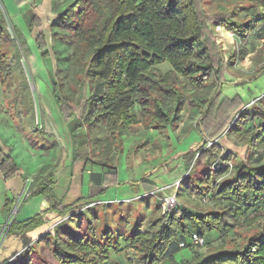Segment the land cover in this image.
Segmentation results:
<instances>
[{"label":"trees","instance_id":"16d2710c","mask_svg":"<svg viewBox=\"0 0 264 264\" xmlns=\"http://www.w3.org/2000/svg\"><path fill=\"white\" fill-rule=\"evenodd\" d=\"M14 1L18 7L25 4V0ZM66 1L65 6L56 10L61 19L53 22L51 35L59 41L73 37L75 41L70 56L65 59L66 67L56 72L52 94L70 133L73 162L88 159L102 166L105 189L115 184L112 154L122 151L123 135L138 121L130 112L136 97L140 96L136 95L138 82L151 67L168 62L171 69L164 75L148 77L153 87L172 98L169 109L152 99L151 128L163 132L178 126L187 99L178 84L180 77L195 90L209 81L215 86L200 118L191 128L201 134L203 145L199 150L184 153L183 169L177 176L182 183L195 172L193 167L187 173L189 166L207 159L212 168L208 167L210 170L204 172L205 176L198 179V183L192 178L186 179L182 191L184 195L188 192L209 198L195 209L188 208L179 199V204L171 211L150 216L147 230L136 227L133 233H128L124 229V234L107 225L106 213L105 220H99L98 213L92 211L93 206L67 214L69 207L56 203L22 221L13 219L7 225L6 235L23 234L40 226L47 211L66 218L25 246L8 264H37L40 259L43 264H96L99 259L107 258L109 250L118 249L121 240L133 251L136 264H158L173 258L179 248H183L179 247V242L186 243V247L193 233L203 237L206 244L208 235L241 228L245 225L243 222H247L250 229L240 234L238 241H226L210 254L195 250L185 263L264 264V214L258 208L264 203V95L245 106L240 95L228 99L220 90L215 91L225 81L233 59L243 57L250 36L264 22V0H245L249 2L246 7L237 4L239 0H213L228 3V7L233 5L228 11L214 14L218 23L231 30L239 42V47L226 58L211 37L210 26L215 19L206 17L202 8L204 0H112L110 16L101 28H97L96 23L87 26L85 15L88 13L81 7L83 0ZM73 7L78 10L74 12ZM242 10L247 12L241 18ZM27 12V19L23 20L30 33L38 31L35 46L41 59L47 62L50 52L41 30L42 20L33 9ZM12 29L16 39L7 30L5 17L0 12V77L7 87L15 73L25 76L22 57L31 55L20 29L14 24ZM63 79L73 81L74 99L63 93ZM96 79L103 81V90L95 91L90 87ZM99 126L105 131L100 141L90 135L92 131L95 134L94 128ZM215 139L229 140L245 151L229 150L223 156L217 144L206 147ZM95 141L101 144L96 153ZM18 171L14 159L0 149L3 179L14 177ZM52 185L53 181L48 179L41 181L26 198L43 195L49 199L54 195ZM140 185L144 192L157 188L146 179H142ZM67 220L74 223L69 225ZM100 223H104V227ZM40 245L47 249L50 258L40 255Z\"/></svg>","mask_w":264,"mask_h":264},{"label":"rangeland","instance_id":"374dc122","mask_svg":"<svg viewBox=\"0 0 264 264\" xmlns=\"http://www.w3.org/2000/svg\"><path fill=\"white\" fill-rule=\"evenodd\" d=\"M2 2L1 0L0 12L5 17L7 30L14 39H16V37L12 25L14 24L22 30L23 32L21 31V34L24 39L27 40L30 51L33 53L29 56L22 57L25 76H20L15 73V76H13L12 80L8 83V87L2 84V78L0 77V90L1 87L3 90V93L0 91V139L8 148L7 153H4L10 155L15 163L22 167L23 174H25V172L27 173L25 167L29 166L30 159L28 154H30L31 158L41 164V166L38 167L39 170L37 174L42 172L47 173V170L52 167V169L49 170H53L55 175L59 173L60 168L63 166L66 167L65 177L69 178L67 175L70 173L71 168L69 167L68 162L70 158L68 157L71 156L72 158V152H69L71 148L68 140L69 137L66 135V141H68L65 142L64 137L60 135L62 133L61 127L59 124L54 123V117L57 114L56 109L58 108L52 94V82L57 80L56 72L60 70V68L63 69L66 67L67 60L65 59L70 56L75 39L73 37L63 42L53 38L51 35L53 31V22L61 19L56 10L61 6H65L67 1L25 0V4L18 7L16 2L11 0V3L17 7L14 11V16L11 13L12 11H9ZM56 4L58 5L55 9ZM237 4L244 7L249 6V2L245 0H239ZM111 6L112 0H83L81 2V7L88 13V15H85L87 26L96 23L95 26L101 28L103 23L110 16ZM232 6L233 5L228 7V3L204 0L202 8L208 19L211 16L215 19L217 16L214 15L215 13L228 11ZM73 8L74 12L78 10V7ZM254 8L255 7H249L251 10ZM29 9H33L42 20L41 30L45 34L48 50L50 52V57L47 62L41 59L35 46L34 39L38 31L34 30L30 33L25 25V20H23L24 17L27 19L26 15ZM246 12V10H242L239 16L241 18L244 17ZM15 13L18 15H15ZM214 21L210 26L211 37L214 43L218 45L224 58H226L230 51L239 47V42L235 39L231 30L226 29L218 23V19ZM70 36L72 37V35ZM245 48L246 52L241 59L237 58V56L233 59L229 68V73L224 76L225 81L221 83L219 88H216L215 91L220 90L224 97L232 99L234 95H239L236 92L237 87L238 89L241 88L245 94H243V97L240 94V97H242L243 101L246 103L245 106H249L255 101L256 97L259 98L264 95V22L260 23L259 27L255 29L248 40V44L245 45ZM170 69L171 67L168 62L154 65L138 82V91L136 95L142 97L141 99L139 98L140 96L136 97V101L130 109V112L137 117L138 121L130 125L127 134L123 135L122 151L119 154L113 151L112 162L114 163L116 171L115 184L105 189L109 190L112 188L117 191L120 190V192L116 191L117 193L115 195L112 190L113 193L109 192L105 195V197L107 196L114 199L111 203H92L91 200H85L86 202L77 200L74 205H71L67 214H72L77 210H84L93 206L92 211H94V214H96V212L98 213L99 220L104 221V215L107 214L109 217L107 225L121 232V234H124V229L127 230L128 233H133L136 227H139L143 231L147 230L149 217L163 213L160 209V200L164 196L172 195L176 192L177 199H180V202H183L182 204H185L191 209H195L198 204H203L208 201V195H189L188 192L186 193L187 195H184V191H182L186 179L192 178V181L196 180L195 182L198 183V179L205 176L204 172H208V170L212 168L211 164H207L209 163L206 161L207 159L198 162V164L196 163L189 166L187 168V173L189 172L188 170H192L193 167L195 172H191L190 176L183 179L181 185L179 184V186L174 187L171 186V184L180 180L177 176L181 174L180 172L183 169L184 162L182 156L184 153L189 149L199 150L203 145L201 134L196 129L192 130L191 128H194L196 121L200 118L205 101L210 94H212L215 86L209 81L204 87L195 90L182 82L180 77L178 82L179 87L187 96L181 111L182 118L175 130L169 127L163 132H159L154 127L151 128V126H153L151 125V119L153 118L154 111L152 99L155 98L166 109H169L172 98L155 86L153 87L148 77L154 78L159 75H164ZM65 80L66 79L62 80L64 83L62 91L74 99L76 97L74 83L72 80ZM90 85L95 91L103 90V81L99 79H96ZM6 120L9 122V126L2 129L1 126ZM94 130L95 134L94 131H92L90 134L91 138L97 137L99 141L102 140L105 135L102 126L95 127ZM59 141L62 143L64 142L63 146H65V152L61 151V148L58 147L60 144L58 143ZM99 141L93 142V146H96H94V153L98 151V146H101V144L99 145ZM213 141L210 142H213L212 144H217L220 148V154L223 156L226 155L229 150L240 151V153H244L245 151L244 147H236L229 140L221 141L215 139ZM208 146L209 145L206 147ZM10 151L13 153L12 155ZM63 158L64 161H66V165L61 164ZM87 161L89 162V160L85 162ZM80 164H82L81 171L83 173V170L88 167V164L82 162ZM79 170L80 168L76 165V169H74V185L76 188L85 180L81 179V171ZM220 174L224 176L223 173ZM152 175V180H156L155 178L160 175L168 177L167 181H170L171 184L166 188L167 191L165 190V194L158 195L156 194L157 190L153 189L149 192H145L143 196H136L144 192L143 187L140 185V181L145 178L149 179ZM37 177L38 176L34 177V175L26 176L27 180H24V187L21 193L14 199L16 200V209H18L22 203L24 204L26 201L33 198L30 197L26 199L30 191L36 186ZM63 181H65V179ZM133 181H137L138 184L132 183ZM13 182H16V179ZM177 193H180V196H178ZM133 197H135V199L132 200L131 198ZM14 200L12 205L15 203ZM24 200L25 202H23ZM7 201L8 198L6 202ZM11 203L12 202H7L6 206ZM12 205H9V211L5 213V224L0 228V244L2 238L6 235L7 225L13 219H16L17 216V211H13L15 209H13ZM175 207L176 206L171 208L170 211ZM258 208L262 210L261 212L264 214V203L260 204ZM85 211L82 213L85 214ZM150 212L153 214L149 216L148 214ZM59 218H62V215H57L49 221L53 223L59 220ZM96 222L95 220L94 223ZM66 223L71 225L74 222L73 220H67ZM243 223L245 225L241 228L229 230L226 233L214 232L212 235H208L206 237V244L202 247L194 246L188 242L186 247L179 248V251L173 258L163 260L158 264H186L185 259L192 257L195 250L210 254L213 253L215 249L221 247L226 241H238L240 234L250 229L247 222ZM100 224L104 227V223ZM38 252L40 255L42 254L43 257L50 258V254L44 246L40 245ZM108 253L107 258L99 259L96 264H136L135 260H133L135 258L133 251L126 248L122 240L118 249L109 250ZM16 255L2 260L1 263L8 264ZM35 257L36 256L33 255V260ZM36 263L43 264L41 263V259L37 260Z\"/></svg>","mask_w":264,"mask_h":264},{"label":"crops","instance_id":"0c3cea01","mask_svg":"<svg viewBox=\"0 0 264 264\" xmlns=\"http://www.w3.org/2000/svg\"><path fill=\"white\" fill-rule=\"evenodd\" d=\"M2 1H3L2 3L5 4L6 8L9 11H12L11 13L14 16V11L17 9L16 5H13V3H11V0H2ZM15 15H18V14L15 13ZM20 31H22V30H20ZM0 91L3 93L2 87H1ZM236 92L239 95L241 94L242 97H243V94H245V92L243 90H241V88L238 89V87H237ZM56 111H57V114L54 117V123L59 124V126L61 127V130H62L61 131L62 133L60 135L62 137H64L65 142H67L69 140V144L71 147V137H70L68 127L65 124V122L63 121L58 109H56ZM20 121H21V119H20ZM3 123H2L3 125L1 126L2 129L9 126V122H7V120ZM10 124L12 125L11 121H10ZM66 135L69 137L67 141H66V139H67ZM58 143H60L58 147L61 148V151L65 152V150H64L65 146H63L64 142L62 143L59 141ZM0 149L3 152L7 153L8 148L5 146V144L3 143V141L1 139H0ZM69 152L71 153V148H70ZM69 152H68V155L70 156ZM10 154L12 155L13 153L11 152ZM28 157L30 159L29 160V166L25 167L27 170V173L25 172V174H23L22 167L20 165H18L17 163L16 164L18 166L19 171H18L17 175H15L13 178H11L9 180H4L1 173H0V228L5 224L4 223L5 213H6V211H9V205H12L13 200L16 199V196L21 193V191L24 187V180H27L26 176H30V175H34V177L38 176L36 179L37 180L36 185L39 182L47 180V179L49 181H53L52 192L54 195H53V197H51L49 199H47L43 195H38V196H35V197L31 198L30 200L25 202V200L27 199L26 198L23 201L25 203L24 204L22 203L23 205L21 204L20 205L21 207L19 206L20 208L18 207V209L15 208V205H16V200H15V203L12 206H13V209H15L13 211L14 212L17 211V216H16L17 221H22V220L27 219V218H29V217H31V216H33V215H35L41 211L47 210L53 204H56V203H59L60 206H67L69 208L71 207V205H74L77 200L82 201V202L83 201L86 202V201L91 200L92 203L93 202L111 203L112 200H114V199H112L111 197H107V196L105 197V195L108 194L109 192L113 193L112 190L114 191L113 194H115V195L117 192H120V190L117 191L116 189L114 190L112 188L109 190H104L105 185L103 183L102 178H103V174L105 172V169L102 166L100 167L99 165H95L90 160H89V162L88 161L85 162L88 159H83V160L73 162L71 156L68 157V158H70L68 163H69V167L71 168V171L67 175V176H69V178H67V177H65V173H66L65 168L66 167H63V166L60 168L59 173L55 174V175L53 173V170H49V169H52V167L48 169L49 171L47 170V173L42 172V173L37 174V171L39 170L38 167L41 166L40 162H37L36 160L31 158L30 154H28ZM81 162L88 164V167H86L83 170V173L81 171L82 170V168H81L82 164H80ZM61 164L66 165V161H64V158L61 161ZM75 164L78 166V168H80L79 171H81V175H80L81 179H85L80 185H78L77 188L74 185V169H76ZM152 177H153V175L150 176L149 179H147V178H145V179H147V180H149V181H151L157 185V188H156L157 193L156 194H158V195L165 194L164 192L167 191L166 188H168L169 185L171 184L170 181L169 182L167 181L168 177L165 175H160L157 178H155L156 180H152L153 179ZM12 179H14V180H12ZM15 179H16V182H13V181H15ZM64 179H65V181H63ZM132 183L138 184L137 181H133ZM144 194H145V192L140 193L136 196H139V195L143 196ZM135 197H133L131 199L133 200V199H135ZM7 198H8L7 202H12V203L6 206ZM68 212H69V209H68L67 213ZM151 214H153V213L150 212L148 215L150 216ZM57 215H59L57 212L47 211L42 217L43 223L40 226H37V227H35V228H33V229L23 233V234L5 235L4 238H2V241L0 244V264H2L1 263L2 260L8 259L11 256L20 253L24 249L25 246L33 243L45 231L50 229L54 222L50 223L49 220L54 218Z\"/></svg>","mask_w":264,"mask_h":264},{"label":"built area","instance_id":"2783aa9c","mask_svg":"<svg viewBox=\"0 0 264 264\" xmlns=\"http://www.w3.org/2000/svg\"><path fill=\"white\" fill-rule=\"evenodd\" d=\"M215 142V141H213ZM213 142H208L207 145H211ZM180 184V180H177L176 182L172 183L171 186H179ZM179 199H177V196H176V192L175 194H172V195H168V196H164L161 198L160 200V209L163 213H166L168 211H170L171 208H173L174 206L178 205L177 203ZM66 218H59V220L55 221L53 223V225L51 226V228H53L56 224H58L59 222L65 220ZM50 228V229H51ZM189 243L194 245V246H199V247H202L205 245V241H204V238L193 233L190 238H189ZM179 247H184L185 246V243L184 242H179Z\"/></svg>","mask_w":264,"mask_h":264}]
</instances>
